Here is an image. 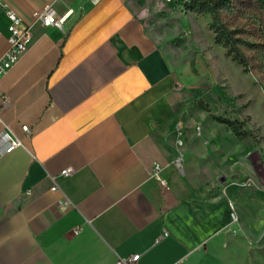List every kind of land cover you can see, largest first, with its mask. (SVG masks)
Listing matches in <instances>:
<instances>
[{
    "label": "crops",
    "instance_id": "0c3cea01",
    "mask_svg": "<svg viewBox=\"0 0 264 264\" xmlns=\"http://www.w3.org/2000/svg\"><path fill=\"white\" fill-rule=\"evenodd\" d=\"M131 1L0 0V59L8 8L33 34L0 77L2 118L33 132L0 154V264H256L232 219L241 182L221 174L194 194L175 172L173 133L204 81L173 66ZM46 8L73 12L45 27L33 13Z\"/></svg>",
    "mask_w": 264,
    "mask_h": 264
},
{
    "label": "rangeland",
    "instance_id": "374dc122",
    "mask_svg": "<svg viewBox=\"0 0 264 264\" xmlns=\"http://www.w3.org/2000/svg\"><path fill=\"white\" fill-rule=\"evenodd\" d=\"M190 2L131 1L146 32L173 66L192 63L204 81L198 87L202 96L173 133L177 153L185 155L183 169L175 172L187 177L194 194L221 174L240 185L248 180L249 185L237 191V224L256 264H264V2L231 0L218 11L219 20L243 41L247 69L216 42L213 12Z\"/></svg>",
    "mask_w": 264,
    "mask_h": 264
},
{
    "label": "built area",
    "instance_id": "2783aa9c",
    "mask_svg": "<svg viewBox=\"0 0 264 264\" xmlns=\"http://www.w3.org/2000/svg\"><path fill=\"white\" fill-rule=\"evenodd\" d=\"M171 1V0H167ZM72 10H69L65 15L59 16L53 9L46 8L41 11H35L33 16L35 19L40 20L45 27H57L62 28L65 21L72 14ZM7 15L9 18V35L8 43L9 49L5 56L0 59V77L7 73L19 59L29 50L33 42V34L31 26L25 24L20 15L13 9H7ZM3 96L0 94V100ZM6 101V99L4 100ZM24 135L19 136L12 126L4 121L0 112V143L3 147H0V154L8 153L15 150L18 147H24L25 141L33 136L32 130L24 125ZM179 145H183V141L179 140ZM184 164V153L179 152L177 159L174 161V165L177 170L181 171ZM160 166L155 165L154 172L151 175L156 176L158 180L165 185V181L160 177ZM73 172L72 168H68L62 172L63 175H68ZM241 184V183H240ZM249 185L248 180L242 185L243 187ZM230 206L233 210L232 219L235 222H239V217L235 211V206L230 202ZM168 232L165 233L167 235ZM141 259L140 254H134L130 257H119L117 264H139Z\"/></svg>",
    "mask_w": 264,
    "mask_h": 264
},
{
    "label": "trees",
    "instance_id": "16d2710c",
    "mask_svg": "<svg viewBox=\"0 0 264 264\" xmlns=\"http://www.w3.org/2000/svg\"><path fill=\"white\" fill-rule=\"evenodd\" d=\"M230 1L231 0H191L188 5L195 8L198 7L201 10L208 9L213 12L211 29L216 35V42L222 43L227 49L228 55L232 57V60L247 69L249 62L241 47V44H244L243 41L239 38L236 39L233 31L229 29L227 25L223 24L218 18L219 9L223 5L228 4ZM198 104H203V101H198ZM225 122L232 125L230 121Z\"/></svg>",
    "mask_w": 264,
    "mask_h": 264
}]
</instances>
